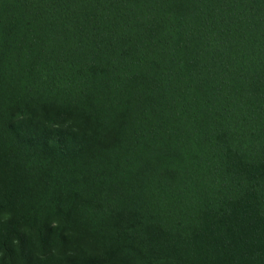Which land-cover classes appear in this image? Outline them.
<instances>
[{
    "label": "trees",
    "instance_id": "16d2710c",
    "mask_svg": "<svg viewBox=\"0 0 264 264\" xmlns=\"http://www.w3.org/2000/svg\"><path fill=\"white\" fill-rule=\"evenodd\" d=\"M0 264H264V0H0Z\"/></svg>",
    "mask_w": 264,
    "mask_h": 264
}]
</instances>
